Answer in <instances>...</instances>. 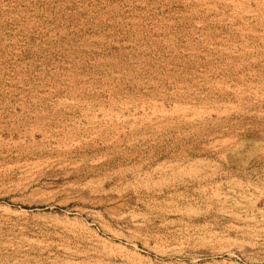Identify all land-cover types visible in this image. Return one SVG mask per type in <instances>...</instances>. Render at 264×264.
Here are the masks:
<instances>
[{
    "label": "rangeland",
    "instance_id": "374dc122",
    "mask_svg": "<svg viewBox=\"0 0 264 264\" xmlns=\"http://www.w3.org/2000/svg\"><path fill=\"white\" fill-rule=\"evenodd\" d=\"M0 264H264V0H0Z\"/></svg>",
    "mask_w": 264,
    "mask_h": 264
}]
</instances>
